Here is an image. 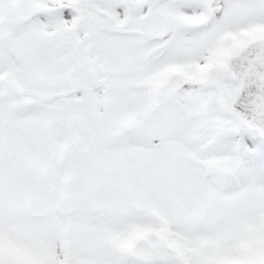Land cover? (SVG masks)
<instances>
[{"label": "snow or ice", "instance_id": "6c2138e0", "mask_svg": "<svg viewBox=\"0 0 264 264\" xmlns=\"http://www.w3.org/2000/svg\"><path fill=\"white\" fill-rule=\"evenodd\" d=\"M0 264H264V0H0Z\"/></svg>", "mask_w": 264, "mask_h": 264}]
</instances>
